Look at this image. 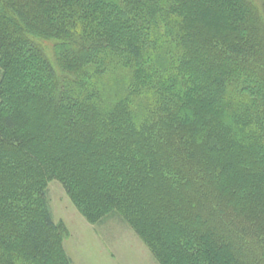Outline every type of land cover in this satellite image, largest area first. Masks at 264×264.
Segmentation results:
<instances>
[{"label": "trees", "instance_id": "trees-1", "mask_svg": "<svg viewBox=\"0 0 264 264\" xmlns=\"http://www.w3.org/2000/svg\"><path fill=\"white\" fill-rule=\"evenodd\" d=\"M0 65V264H70L54 180L161 264H264V0H0Z\"/></svg>", "mask_w": 264, "mask_h": 264}, {"label": "rangeland", "instance_id": "rangeland-1", "mask_svg": "<svg viewBox=\"0 0 264 264\" xmlns=\"http://www.w3.org/2000/svg\"><path fill=\"white\" fill-rule=\"evenodd\" d=\"M48 195L56 222L68 230L64 248L70 264H161L120 215L88 220L57 180L49 182Z\"/></svg>", "mask_w": 264, "mask_h": 264}]
</instances>
